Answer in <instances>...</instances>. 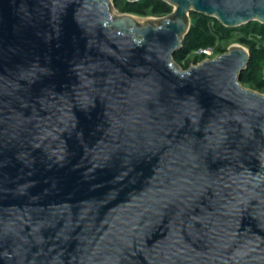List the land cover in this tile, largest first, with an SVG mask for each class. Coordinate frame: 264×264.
<instances>
[{
  "label": "water",
  "instance_id": "95a60500",
  "mask_svg": "<svg viewBox=\"0 0 264 264\" xmlns=\"http://www.w3.org/2000/svg\"><path fill=\"white\" fill-rule=\"evenodd\" d=\"M165 1L139 22L111 0H0V264H264L250 52L173 58L192 12L264 24V0Z\"/></svg>",
  "mask_w": 264,
  "mask_h": 264
},
{
  "label": "trees",
  "instance_id": "16d2710c",
  "mask_svg": "<svg viewBox=\"0 0 264 264\" xmlns=\"http://www.w3.org/2000/svg\"><path fill=\"white\" fill-rule=\"evenodd\" d=\"M121 13H131L143 17H163L173 11V6L165 0H113ZM237 30V33L235 31ZM246 46L250 52L247 68L242 72L243 86L264 93V24L253 21L239 27L224 26L217 18L197 12L191 13V28L183 40V46L173 56L174 61L188 69L192 63H199L205 54L196 53L203 48H212L214 53H225L231 40Z\"/></svg>",
  "mask_w": 264,
  "mask_h": 264
},
{
  "label": "rangeland",
  "instance_id": "374dc122",
  "mask_svg": "<svg viewBox=\"0 0 264 264\" xmlns=\"http://www.w3.org/2000/svg\"><path fill=\"white\" fill-rule=\"evenodd\" d=\"M111 10H112L113 14H115V15L125 14V13H121V12H119V11L115 8L114 3H113V0H111ZM133 15L138 19V21H139V20H143L142 22H147V21H149V20H150V21H153V22H158V21H156V20H151V19H158V18H160V17H156V16L143 17V16H139V15H135V14H133ZM139 22H141V21H139ZM235 33H237V30L235 31ZM235 46H243V47H245V48L249 51V49H248L246 46L242 45L241 43L235 42L234 39L230 41V43H229V45H228V51H229L230 49H232L233 47H235ZM219 55H220V53H216V54L214 53L212 56H206V58H205L204 60H208V59H211V58H216V57H218ZM174 62H175V61H174ZM201 62H202V61H200L199 63H192L191 66L198 65V64H200ZM175 64H176V67H177L178 69H180V70H185L184 67H183V64H179V63H175ZM191 66H190V67H191ZM190 67H189V68H190ZM186 70H187V69H186ZM255 91L264 94L263 92H260V91H258V90H255Z\"/></svg>",
  "mask_w": 264,
  "mask_h": 264
},
{
  "label": "built area",
  "instance_id": "2783aa9c",
  "mask_svg": "<svg viewBox=\"0 0 264 264\" xmlns=\"http://www.w3.org/2000/svg\"><path fill=\"white\" fill-rule=\"evenodd\" d=\"M198 54H205L206 56H212L214 54V50L212 48H203L197 51ZM264 73V70H263Z\"/></svg>",
  "mask_w": 264,
  "mask_h": 264
},
{
  "label": "bare ground",
  "instance_id": "6f19581e",
  "mask_svg": "<svg viewBox=\"0 0 264 264\" xmlns=\"http://www.w3.org/2000/svg\"><path fill=\"white\" fill-rule=\"evenodd\" d=\"M135 18H136V17H135ZM136 20H138V19L136 18ZM139 21H141V22H142L143 20H139ZM236 47H237V46H236Z\"/></svg>",
  "mask_w": 264,
  "mask_h": 264
}]
</instances>
